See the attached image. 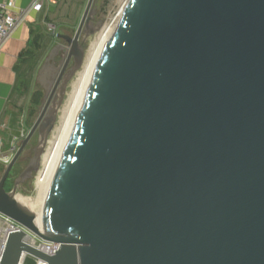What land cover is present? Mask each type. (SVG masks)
<instances>
[{
    "label": "water",
    "instance_id": "1",
    "mask_svg": "<svg viewBox=\"0 0 264 264\" xmlns=\"http://www.w3.org/2000/svg\"><path fill=\"white\" fill-rule=\"evenodd\" d=\"M95 2L74 37L53 34L74 67L0 179V212L59 250L49 256L15 232L1 264H23L25 253L48 264H264V0H127L40 225L18 201L84 65Z\"/></svg>",
    "mask_w": 264,
    "mask_h": 264
},
{
    "label": "rangeland",
    "instance_id": "2",
    "mask_svg": "<svg viewBox=\"0 0 264 264\" xmlns=\"http://www.w3.org/2000/svg\"><path fill=\"white\" fill-rule=\"evenodd\" d=\"M125 1L127 0H96L91 21V27L96 29L95 34L87 39L82 36L81 39L86 52L85 60L92 44L97 41L101 30L107 24H111L114 18L119 15L120 8L126 3ZM45 3H49L46 14L47 20L38 21L35 29L32 30L31 47L22 56L17 69L18 85L9 103L10 110L8 114L10 115V119L8 120L10 121L6 130H4L3 126L4 122L8 121L6 113L3 119L2 116L0 118V138L3 143V148L0 152V179L3 177L8 166L4 164L6 156H11L13 146H17L21 140L27 137L49 99V90L54 83L52 81L53 68L51 67L52 53L59 45L63 44V40L58 39L53 34L74 37L82 22L89 0H47ZM44 11L45 9L43 8L41 12L44 13ZM61 59H63L62 53L57 57V62H60ZM82 70L83 67L76 73L68 85L65 100L58 112L56 125L49 137V141L53 138L56 128L60 126L62 111L72 92L73 84ZM17 139H19L18 143ZM40 140L41 136L37 132L7 179L5 188L8 192L13 190L16 180L35 157V151L39 147ZM48 146L49 144H47L44 153ZM42 164L43 160H41L39 170L34 173V177L18 187L17 195L37 197L36 180L42 169Z\"/></svg>",
    "mask_w": 264,
    "mask_h": 264
},
{
    "label": "bare ground",
    "instance_id": "3",
    "mask_svg": "<svg viewBox=\"0 0 264 264\" xmlns=\"http://www.w3.org/2000/svg\"><path fill=\"white\" fill-rule=\"evenodd\" d=\"M124 5L122 8H120L121 11L119 15L114 18L113 22L111 24H107L101 30L97 41L91 46V49L84 62L83 70L80 72L76 82L73 84L72 92L69 95L62 111L60 126L56 128L53 138L48 142L49 146L42 158V169L39 172L36 180V188L38 192L37 197L17 195L18 201L37 215L39 225L41 224L44 212L45 199L47 197L49 187L61 154L65 147L67 135L74 125L81 110L103 49L114 34L122 17Z\"/></svg>",
    "mask_w": 264,
    "mask_h": 264
},
{
    "label": "crops",
    "instance_id": "4",
    "mask_svg": "<svg viewBox=\"0 0 264 264\" xmlns=\"http://www.w3.org/2000/svg\"><path fill=\"white\" fill-rule=\"evenodd\" d=\"M6 1L10 3L13 13L26 14L25 19L0 52V115L3 119L6 113V118L8 120L10 119V115L8 114L10 110L9 103L18 85L17 69L20 60L24 53L31 47L32 30L35 29L37 22L47 20L46 14L49 3H45V11L43 13L29 11L32 6V0ZM45 2H47V0ZM9 121L10 120L6 123L4 122V130H6Z\"/></svg>",
    "mask_w": 264,
    "mask_h": 264
},
{
    "label": "built area",
    "instance_id": "5",
    "mask_svg": "<svg viewBox=\"0 0 264 264\" xmlns=\"http://www.w3.org/2000/svg\"><path fill=\"white\" fill-rule=\"evenodd\" d=\"M45 0H32V6L29 11L41 12L44 8ZM26 14H15L12 12L10 3L6 0L0 1V52L8 42V40L12 37L15 31L18 29L22 21L25 19ZM1 118V115H0ZM24 138V137H23ZM19 139H17L18 143ZM3 143L0 139V152L2 151ZM19 146H13L11 150V156H6L5 163L9 165L17 153ZM15 153V154H14ZM25 232L26 243L49 256H54L59 250V245L54 243H49L41 238H39L36 234L28 230L22 224L18 223L14 219L2 214L0 212V264L7 246L8 239L11 233L15 232ZM31 258L35 261V264H48L45 261L37 259L27 253L24 254L23 264Z\"/></svg>",
    "mask_w": 264,
    "mask_h": 264
},
{
    "label": "flooded vegetation",
    "instance_id": "6",
    "mask_svg": "<svg viewBox=\"0 0 264 264\" xmlns=\"http://www.w3.org/2000/svg\"><path fill=\"white\" fill-rule=\"evenodd\" d=\"M61 47V48H59ZM59 49H55L52 53L51 57V67L53 68V75H52V81L54 82L53 85L51 86V91L49 98L52 97L51 103H50V108L54 105V102L56 101V98L60 95L61 87L67 78L69 72L73 69L74 67V61L71 60L68 66L66 67L67 60H68V53L66 51V42L63 41V44L58 46ZM63 54V59H61L60 62H57V57L60 54ZM56 58V59H55ZM50 65V63H49ZM71 65V67H70ZM61 78L60 83L58 84V80ZM52 83V82H51ZM57 85V86H56ZM49 100V99H48Z\"/></svg>",
    "mask_w": 264,
    "mask_h": 264
},
{
    "label": "trees",
    "instance_id": "7",
    "mask_svg": "<svg viewBox=\"0 0 264 264\" xmlns=\"http://www.w3.org/2000/svg\"><path fill=\"white\" fill-rule=\"evenodd\" d=\"M25 264H35V261L34 260H32V259H29V260H27L26 261V263Z\"/></svg>",
    "mask_w": 264,
    "mask_h": 264
}]
</instances>
